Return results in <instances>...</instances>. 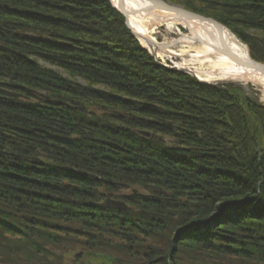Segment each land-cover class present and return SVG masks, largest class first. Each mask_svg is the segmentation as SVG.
Listing matches in <instances>:
<instances>
[{
    "label": "trees",
    "instance_id": "obj_1",
    "mask_svg": "<svg viewBox=\"0 0 264 264\" xmlns=\"http://www.w3.org/2000/svg\"><path fill=\"white\" fill-rule=\"evenodd\" d=\"M172 1L264 35L262 0ZM0 142V264H264V105L159 66L110 0H0Z\"/></svg>",
    "mask_w": 264,
    "mask_h": 264
},
{
    "label": "bare ground",
    "instance_id": "obj_2",
    "mask_svg": "<svg viewBox=\"0 0 264 264\" xmlns=\"http://www.w3.org/2000/svg\"><path fill=\"white\" fill-rule=\"evenodd\" d=\"M111 1L121 15L126 12L130 29L137 35L142 48L158 60L171 61L178 58L182 60L181 63L177 62L178 69L195 74L200 81L211 85L224 82L245 86L252 84L261 91L264 100V73L244 68L223 53L222 44L229 47L236 57L247 62L250 60L248 48L229 30L219 34L215 26L203 21H189L162 9L148 11L147 8L152 6L144 0H123L122 4L119 0ZM159 26L167 28L169 33L176 31L179 40L165 39L160 42L156 38ZM179 27H184L188 34L184 35ZM5 235L12 238V234Z\"/></svg>",
    "mask_w": 264,
    "mask_h": 264
},
{
    "label": "rangeland",
    "instance_id": "obj_3",
    "mask_svg": "<svg viewBox=\"0 0 264 264\" xmlns=\"http://www.w3.org/2000/svg\"><path fill=\"white\" fill-rule=\"evenodd\" d=\"M164 2H166L167 4H170V5H174V6H177V7H183L182 5H179L177 2H173L172 0H163ZM262 1H264V0H262ZM184 9H186L185 7H183ZM187 10V9H186ZM187 11H189V10H187ZM189 12H193V11H189ZM193 13H195V12H193ZM195 14H197V13H195ZM197 15H199V14H197ZM200 16H204V17H206V18H209V19H214V20H216L215 18H210V17H207V16H205V15H200ZM216 21H218V20H216ZM126 22H127V20H126ZM219 22V21H218ZM220 23V22H219ZM220 24H222V23H220ZM223 25V24H222ZM126 26H127V24H126ZM226 26V25H225ZM128 27V26H127ZM227 27V26H226ZM228 28V27H227ZM129 29V28H128ZM179 29H180V31L184 34V35H186V34H188V31L184 28V27H179ZM230 32H231V30L230 29H228ZM158 34L156 35V38L160 41V42H164V40L166 39V40H168V41H170V40H179V35H177V33H176V31L175 32H168L167 31V28H165L164 26H159V30H158V32H157ZM133 34V33H132ZM233 34V33H232ZM234 35V34H233ZM245 35H246V40H248V42H249V45H252L253 44V41L252 40H258V37H260V38H264V35L263 34H260L258 31L256 32V31H254V30H252L251 28H249L248 29V31H246V33H245ZM134 36V35H133ZM235 36V35H234ZM135 37V36H134ZM236 37L238 38V36L236 35ZM136 39V38H135ZM136 40H138V38L136 39ZM238 40L241 42V44L242 45H244V46H246L247 48H248V50H249V55H250V57L252 58V60H254L256 63H262V64H264L263 62H258V61H256L252 56H251V47L248 45V44H246V43H244L241 39H239L238 38ZM252 41V42H251ZM138 43H139V45L141 46V43H140V40H138ZM142 47V46H141ZM148 52V51H147ZM148 53H150L151 54V56L155 59V61H157L158 62V64H159V66L161 65L162 67H164L165 69H167V70H174V71H177V72H179L180 74H184V75H187V76H189L191 79H195L196 81H199L200 83H202V84H207V85H211V84H209V83H204L203 81H200V79H198V77L194 74V75H192L191 73H189V72H187V71H181L180 69H178L177 68V62L178 63H181V61L182 60H180V59H178V58H174V59H171V61L169 60H166V61H163V60H158L157 59V57H154L153 55H152V53L151 52H148ZM227 85H229V86H234V87H240L241 89H243L245 92H246V94L249 96H251L252 98H253V100H257L260 104H263L264 105V100H262V98H263V95H262V93H261V91L257 88V87H255L254 85H252V84H249V86H245V85H242V84H240V83H234V82H224V83H216V84H212L211 86H213V87H216V86H219V87H223V86H227ZM40 96H42V95H45L44 93H38ZM142 134H144V136H146V137H148V136H150V133H142ZM160 140H161V142H163L168 148H176V149H179L178 147H176L177 145H178V142L176 141V140H174V138L173 137H169V136H160V138H159ZM3 140H5V136H3L2 137V141ZM1 143V142H0ZM3 151H6V148L5 147H1L0 148V152H3ZM150 190L149 189H147L145 186L143 187V186H141V185H139V184H133V186H131L130 188H127V189H124V190H122L120 193H115V197H119V198H123V196H126V197H133L134 195H137V194H139L140 196H149L150 195ZM119 201V200H118ZM122 205H123V208L124 209H126L127 207H126V204L125 203H121ZM122 208V209H123ZM220 213H222V211L220 212ZM178 221H180V219L178 220ZM176 222V221H175ZM175 224H177V222L175 223ZM42 241H43V239H42ZM43 242H45V241H43ZM44 246H45V250H48V249H53V245H50V243H46V244H44ZM184 255V254H183ZM180 256H182L181 254H180ZM184 256H186V257H190L191 258V256H187V255H184ZM193 261V259L191 258L190 259V262H192Z\"/></svg>",
    "mask_w": 264,
    "mask_h": 264
},
{
    "label": "water",
    "instance_id": "obj_4",
    "mask_svg": "<svg viewBox=\"0 0 264 264\" xmlns=\"http://www.w3.org/2000/svg\"><path fill=\"white\" fill-rule=\"evenodd\" d=\"M119 1L122 4L123 0H119ZM144 1L149 2L152 6L151 8L150 7L147 8L148 11L162 9L168 13L171 12L177 16H181L182 18L187 19L189 21H191V20L203 21L209 25L215 26L217 28L219 34H223L225 32V30H228V28L225 25L220 24L218 21H216L214 19H209V18H206L204 16L197 15L193 12H189L186 9H184L183 7H177L174 5L167 4L163 0H144ZM122 15L124 16V18L127 19L126 12L125 13L122 12ZM126 24H127L128 28L130 29L128 19H127ZM132 33L135 36V38L137 39V35L133 32V30H132ZM220 36H222V35H220ZM222 47H223V53H226L230 58H232V60L236 64H238L244 68H247V69L250 68V69H253L257 72L264 73V64L256 63L254 60H252L251 57H250V60H248V62L244 61L240 57H238V56L236 57L233 54V52L230 50V48L227 47L226 45L222 44Z\"/></svg>",
    "mask_w": 264,
    "mask_h": 264
}]
</instances>
